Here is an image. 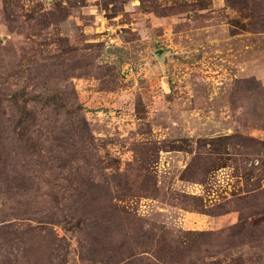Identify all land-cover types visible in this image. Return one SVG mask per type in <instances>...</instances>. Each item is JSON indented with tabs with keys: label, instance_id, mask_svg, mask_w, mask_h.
<instances>
[{
	"label": "rangeland",
	"instance_id": "374dc122",
	"mask_svg": "<svg viewBox=\"0 0 264 264\" xmlns=\"http://www.w3.org/2000/svg\"><path fill=\"white\" fill-rule=\"evenodd\" d=\"M0 264H264V0H0Z\"/></svg>",
	"mask_w": 264,
	"mask_h": 264
}]
</instances>
